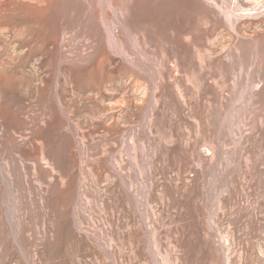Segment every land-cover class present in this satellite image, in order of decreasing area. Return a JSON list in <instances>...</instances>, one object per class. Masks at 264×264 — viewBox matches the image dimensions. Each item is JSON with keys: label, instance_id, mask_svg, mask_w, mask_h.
I'll list each match as a JSON object with an SVG mask.
<instances>
[{"label": "rangeland", "instance_id": "374dc122", "mask_svg": "<svg viewBox=\"0 0 264 264\" xmlns=\"http://www.w3.org/2000/svg\"><path fill=\"white\" fill-rule=\"evenodd\" d=\"M84 2L41 70L0 41V264H264V0H127L126 59Z\"/></svg>", "mask_w": 264, "mask_h": 264}, {"label": "bare ground", "instance_id": "6f19581e", "mask_svg": "<svg viewBox=\"0 0 264 264\" xmlns=\"http://www.w3.org/2000/svg\"><path fill=\"white\" fill-rule=\"evenodd\" d=\"M73 1L74 0H0V41L7 34L17 35V38L18 36L22 37V39L20 38V50L23 54L24 52H26V54L28 55L27 62L28 58L32 60L36 58L38 59V57H40L39 60L33 61L34 63H32V68L34 70L43 69L41 65L43 64V62L49 63L52 60H56V54L59 50V44L61 41L64 42V46L68 47L70 44V41H64L65 37L64 35L62 36L64 31H62L60 38L59 30L52 26V19L58 8H66L69 11V8L71 7ZM84 1V3L86 4L91 2V0ZM109 1L111 11H109V13L103 18H99L100 15L98 14L99 17L97 16L98 18L96 20V25L104 30L100 25L101 22H104V28H106L105 30H107V33H112V36H114V49H116L123 56V58L126 59L127 52L124 51L125 45H123L118 40L116 34L112 32V28L117 25L118 27L121 26L123 32L126 34L129 45H133V47L135 48V52H138L139 45L133 31V26L129 19L127 0ZM110 20H112L111 23H109ZM11 38L13 39V37ZM63 59L65 62H71L72 58L69 54H64ZM20 62L21 61H19L18 63V61L14 59V56L11 54L7 55L6 57L0 56V118H2V120L4 121H7V119L12 117L5 101L6 94L14 95V92H16L17 89L16 87H25L26 89H28L27 84L26 86H23V84L21 83L19 84L17 81L19 79L17 77H14L10 72V70H23L25 68L27 69V65H30L28 64L29 62L25 65L24 63L23 65H20ZM16 63H18V65ZM98 66L99 64L94 65L95 68ZM78 70H90V68H88L84 63L78 66ZM42 91L43 93H46L49 92V89L44 88ZM23 152L28 154L32 158H38L39 156L37 151L23 150ZM0 167L3 172V178L6 179V173L4 172L5 165L1 164ZM3 203V201H0V205H3ZM19 246L20 248H23V246Z\"/></svg>", "mask_w": 264, "mask_h": 264}]
</instances>
